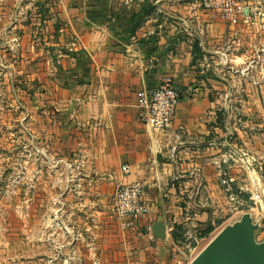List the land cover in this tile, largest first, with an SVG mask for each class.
<instances>
[{"label": "crops", "instance_id": "0c3cea01", "mask_svg": "<svg viewBox=\"0 0 264 264\" xmlns=\"http://www.w3.org/2000/svg\"><path fill=\"white\" fill-rule=\"evenodd\" d=\"M240 1L247 13L230 25L198 0H0V109L18 110L24 130L33 127L36 155L50 160L35 171L62 188L51 228L35 236L51 259L19 264H175L173 246L190 264L205 246L199 231L217 217L220 99L231 86L228 65L245 58L236 41L253 12L251 0ZM164 78L180 100L161 132L138 119L136 93ZM136 182L148 212L123 230L112 193ZM156 222L162 239L151 231Z\"/></svg>", "mask_w": 264, "mask_h": 264}, {"label": "rangeland", "instance_id": "374dc122", "mask_svg": "<svg viewBox=\"0 0 264 264\" xmlns=\"http://www.w3.org/2000/svg\"><path fill=\"white\" fill-rule=\"evenodd\" d=\"M251 7L236 41V54L245 58L228 65L231 86L220 99L226 130L218 157L221 192L212 197L215 229L199 247L245 212L259 222L257 241L264 239V0H251ZM223 63L226 69L225 59ZM18 116V110L0 109V264L51 259L36 248L35 236L38 230L51 228V209L57 205L52 197L62 192L61 187L50 188L54 174L51 178L36 173V167L50 160L36 155L33 127L24 130ZM39 181L43 183L38 185Z\"/></svg>", "mask_w": 264, "mask_h": 264}, {"label": "built area", "instance_id": "2783aa9c", "mask_svg": "<svg viewBox=\"0 0 264 264\" xmlns=\"http://www.w3.org/2000/svg\"><path fill=\"white\" fill-rule=\"evenodd\" d=\"M198 3L203 10L230 25L237 24L243 18L245 6L240 0H198ZM179 100L180 93L172 80L164 78L151 90L141 89L136 93L137 117L148 128L165 132L172 126ZM120 169L124 175L129 172L128 165H122ZM111 209L123 230L134 229L135 223L148 212L144 185L136 182L116 186L112 193ZM182 256L184 253L180 247L173 246L171 258L175 264H180Z\"/></svg>", "mask_w": 264, "mask_h": 264}, {"label": "water", "instance_id": "95a60500", "mask_svg": "<svg viewBox=\"0 0 264 264\" xmlns=\"http://www.w3.org/2000/svg\"><path fill=\"white\" fill-rule=\"evenodd\" d=\"M247 9L243 11L245 15ZM258 220L250 212L221 228L197 253L190 264H264V239L257 241ZM156 238L165 236L164 224L151 227Z\"/></svg>", "mask_w": 264, "mask_h": 264}, {"label": "trees", "instance_id": "16d2710c", "mask_svg": "<svg viewBox=\"0 0 264 264\" xmlns=\"http://www.w3.org/2000/svg\"><path fill=\"white\" fill-rule=\"evenodd\" d=\"M152 7L142 8L140 12L134 14L131 17V25L128 29L129 35L133 34L134 31L140 26V24L144 21L145 17L151 12ZM194 45V49H195ZM217 223V222H216ZM215 229V224H211L208 222L204 228L199 231L198 238H203L209 236V234ZM172 238H175V235L172 233Z\"/></svg>", "mask_w": 264, "mask_h": 264}]
</instances>
